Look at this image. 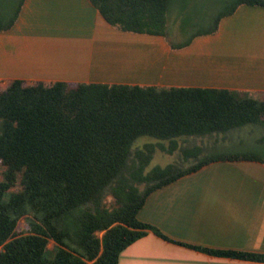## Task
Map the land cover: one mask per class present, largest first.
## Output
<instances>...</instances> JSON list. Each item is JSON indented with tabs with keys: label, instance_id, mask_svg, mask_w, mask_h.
<instances>
[{
	"label": "trees",
	"instance_id": "1",
	"mask_svg": "<svg viewBox=\"0 0 264 264\" xmlns=\"http://www.w3.org/2000/svg\"><path fill=\"white\" fill-rule=\"evenodd\" d=\"M88 1L112 27L167 36L172 0ZM240 5L264 8V0H237L206 32ZM248 125L264 127V101L247 93L12 81L0 91V160L6 167L0 181V264H117L120 252L148 231L169 240L137 217L150 193L211 163L264 164L253 152L201 157L200 147L181 148L178 141ZM141 137L156 144L132 152ZM156 148L168 154L179 150L193 163L146 170ZM108 191L112 208L104 203ZM24 217L30 231L17 234ZM97 231L103 232L101 239ZM49 240L57 245L52 258L46 257ZM192 248L264 263L260 254Z\"/></svg>",
	"mask_w": 264,
	"mask_h": 264
},
{
	"label": "crops",
	"instance_id": "2",
	"mask_svg": "<svg viewBox=\"0 0 264 264\" xmlns=\"http://www.w3.org/2000/svg\"><path fill=\"white\" fill-rule=\"evenodd\" d=\"M10 20L0 19V91L20 80L225 90L264 101L262 7L240 5L215 31L186 40L177 32L174 42L112 27L88 0H22ZM137 217L169 240L148 231L117 264H264L192 248L264 255V164L211 163L150 193Z\"/></svg>",
	"mask_w": 264,
	"mask_h": 264
},
{
	"label": "rangeland",
	"instance_id": "3",
	"mask_svg": "<svg viewBox=\"0 0 264 264\" xmlns=\"http://www.w3.org/2000/svg\"><path fill=\"white\" fill-rule=\"evenodd\" d=\"M22 0H0V16L5 20H10L15 16L18 5ZM237 0H172L169 12L167 14L166 35L172 42L178 36L182 40L190 38L196 33H202L214 28L217 17L230 9ZM225 135H213L203 138L190 137L180 139L181 148H191L193 146L202 149V156H211L224 153L237 152H253L264 161V127L256 125H248L239 129H234ZM226 141L225 143H223ZM156 144V140L148 137H141L135 141L132 146V152L141 149L145 144ZM165 146L166 143H165ZM171 163H176L179 167L185 168L193 163V160H183L181 153L178 151L168 154L156 148L152 156V160L146 170L152 167H164ZM6 167L0 160V181H2L3 173ZM144 185L140 186V190L144 189ZM19 187L12 189L18 191ZM106 207L114 206V198L110 191L106 193ZM28 218H21L17 224V234H27L30 231ZM94 235L101 239L103 232H95ZM57 245L49 240L47 243L46 257L52 258Z\"/></svg>",
	"mask_w": 264,
	"mask_h": 264
}]
</instances>
